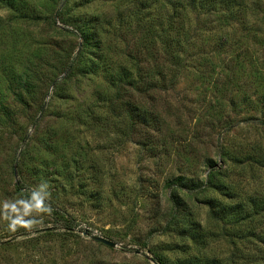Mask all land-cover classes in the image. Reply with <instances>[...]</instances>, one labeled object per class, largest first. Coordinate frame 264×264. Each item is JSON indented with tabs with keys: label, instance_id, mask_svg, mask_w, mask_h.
Listing matches in <instances>:
<instances>
[{
	"label": "rangeland",
	"instance_id": "rangeland-1",
	"mask_svg": "<svg viewBox=\"0 0 264 264\" xmlns=\"http://www.w3.org/2000/svg\"><path fill=\"white\" fill-rule=\"evenodd\" d=\"M154 257L264 264V0H0V264Z\"/></svg>",
	"mask_w": 264,
	"mask_h": 264
},
{
	"label": "trees",
	"instance_id": "trees-1",
	"mask_svg": "<svg viewBox=\"0 0 264 264\" xmlns=\"http://www.w3.org/2000/svg\"><path fill=\"white\" fill-rule=\"evenodd\" d=\"M81 37H82L81 48L90 45L92 39H91V34L88 31L82 30L81 31ZM71 60L70 61L69 60L66 61V63L64 64L63 70H68V69L71 68V66L73 65V61H71ZM136 111L137 110L134 109L132 107V105H129V104L125 105V114H127L129 117H132V115H133V118H134V116H137V118H140V119L144 120L145 115L142 112H136ZM129 112L131 113V115H130ZM210 180H211V178H210V175H209V177L207 178V182H210ZM154 258H155V260L157 261L158 264H162V262H160V260H158L156 257H154Z\"/></svg>",
	"mask_w": 264,
	"mask_h": 264
}]
</instances>
